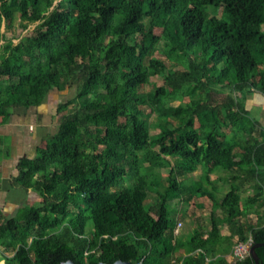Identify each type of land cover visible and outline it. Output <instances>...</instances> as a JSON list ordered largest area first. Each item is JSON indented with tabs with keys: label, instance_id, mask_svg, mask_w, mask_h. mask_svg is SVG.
<instances>
[{
	"label": "trees",
	"instance_id": "obj_1",
	"mask_svg": "<svg viewBox=\"0 0 264 264\" xmlns=\"http://www.w3.org/2000/svg\"><path fill=\"white\" fill-rule=\"evenodd\" d=\"M55 1L0 0V29L40 23L2 47L0 127L78 83L56 105L53 137L18 161L13 186L39 201L9 217L0 208V264H255L227 256L234 243L264 244V129L248 109L264 96V0ZM161 42L186 69L156 57ZM198 169L188 191L181 178ZM216 171L230 185L222 197ZM247 189L255 194L242 200ZM194 197L212 203L210 231L179 236L171 204ZM256 254L264 264V246Z\"/></svg>",
	"mask_w": 264,
	"mask_h": 264
},
{
	"label": "rangeland",
	"instance_id": "obj_2",
	"mask_svg": "<svg viewBox=\"0 0 264 264\" xmlns=\"http://www.w3.org/2000/svg\"><path fill=\"white\" fill-rule=\"evenodd\" d=\"M61 0H56L54 3V7L57 6L58 2ZM209 13L211 15L217 16V17H223V11L221 8L219 9H214L211 8L209 9ZM40 26V23H33V24H26V23H21L19 20L15 23L14 25V29H12L11 31H8L6 29L5 23H3L1 29H0V33L4 36V41L0 42V54L2 53V47L3 45L7 42V41H12V43L14 45L20 43V42H25L27 40V38L31 37L34 35L36 29ZM158 50H159V54L156 56L157 58L162 59L163 61H165L168 65H174V69H186L187 67V63L186 61L181 57L178 58L177 54H173L171 55V58H168L166 54V48H165V44L163 42H161L158 46ZM169 75V72H166L164 74H160L157 75L156 77H154L152 79V85L150 86H146L142 92L144 95H147L149 92H151L154 87H161L165 85V78L166 76ZM78 93V83L77 81H73V83L70 85V87L66 88L64 91H59V90H52L49 95L46 96V98L44 99V102L42 104V108L45 110L46 114L49 115L48 110L50 108V110L53 112V115L55 116L56 113V105L57 103H66L69 100L75 98L77 96ZM261 94H256L255 96H253V100L250 102L251 104H254V106H251V111L252 114L254 115V117L257 118V120L260 121V124L262 126V128L264 129V105L261 102L262 99L259 97ZM262 96V95H261ZM198 98L197 96L194 98L196 99ZM188 102V100H186L185 102L181 103V102H173L171 103L170 106L176 107L179 105H185V103ZM258 103H260L261 106L260 108H256L255 106L258 105ZM257 110H255V109ZM50 111V112H51ZM17 112V110H16ZM53 118V117H52ZM59 118L60 116H55V118H53L51 120V132H49L46 137L49 135L51 136L54 131H56V127L59 125ZM156 118V114H153V116L151 117V123L153 125L154 121ZM196 127H198V125H196ZM159 132V130L153 128L152 126L150 127V133L152 135L157 134ZM43 146H45V144H42ZM201 174L200 169H198L195 173L193 174H187L184 177L181 178V182L187 187L188 191H194L192 189H194V185L192 186V184L198 180L199 175ZM161 175H162V181L166 180V175H167V170H163L161 171ZM226 176L225 173L223 172H215L211 175V178H213L214 180H217V178H223ZM205 186L208 188L209 191H213L212 190V186L208 183H205ZM215 187L218 188V195L220 197H222L226 192L229 191L230 185L226 182H223L220 180L217 181V183L215 184ZM32 191V190H31ZM253 194H255L254 191L247 189V191H245L242 194V200H245L248 196H252ZM39 201V197L34 194L33 192L30 193L28 199H25L24 201H19L17 203H19L20 205H29V204H36ZM201 206V208H200ZM9 207V206H8ZM171 207L173 208L174 211V215L176 216V218L178 219L179 222L182 223V227L180 228V230L177 232V235L179 234V236L185 237L188 234H191L192 231L194 229H197L199 227L202 228L204 233H207L210 231V227H211V223H210V213H211V208H212V203L208 198H193V201H191V203L188 206H185L183 203H181V201H174L171 204ZM71 210L72 207H71ZM12 211V208H8L7 212ZM6 212L5 217H9V214ZM256 221V216H252V222L255 223ZM4 224H5V220L4 218L0 220V228L3 229L4 228ZM93 231V224L90 222L87 226V235L89 237H91ZM223 234H228V231L226 228L223 229ZM236 244L234 243L235 247ZM2 253H3V257L5 258H12L13 254L10 251H6L2 249ZM179 256V254L177 255Z\"/></svg>",
	"mask_w": 264,
	"mask_h": 264
},
{
	"label": "crops",
	"instance_id": "obj_3",
	"mask_svg": "<svg viewBox=\"0 0 264 264\" xmlns=\"http://www.w3.org/2000/svg\"><path fill=\"white\" fill-rule=\"evenodd\" d=\"M259 97L263 103L264 96L260 95ZM252 100L253 98L250 102ZM250 102H248V109L251 108L250 105L254 106ZM259 105L261 104L258 103L255 107L260 108ZM42 107L41 105L27 110L18 109L17 112L15 111L11 122L0 127V138L3 141L0 144V208L4 210L5 215L9 207L12 208V211L7 212L9 216L23 207L25 204L20 205L17 202L28 199L30 193L33 192L17 189L13 186V178L18 173L17 164L19 159L24 156L34 157L37 150L44 147L42 144L46 145L57 131L58 126L51 136L46 137L51 132V120L55 116L50 108L47 109L48 115ZM211 180L216 181L213 178ZM218 180L219 178H217Z\"/></svg>",
	"mask_w": 264,
	"mask_h": 264
},
{
	"label": "built area",
	"instance_id": "obj_4",
	"mask_svg": "<svg viewBox=\"0 0 264 264\" xmlns=\"http://www.w3.org/2000/svg\"><path fill=\"white\" fill-rule=\"evenodd\" d=\"M181 227H182V223L179 222L175 231L176 234ZM252 246H253V242L251 238L246 242H238L236 246L233 248L232 252L227 256L228 262L236 263L243 261L244 259L250 256V250ZM137 264H143V261L138 262Z\"/></svg>",
	"mask_w": 264,
	"mask_h": 264
},
{
	"label": "water",
	"instance_id": "obj_5",
	"mask_svg": "<svg viewBox=\"0 0 264 264\" xmlns=\"http://www.w3.org/2000/svg\"><path fill=\"white\" fill-rule=\"evenodd\" d=\"M262 246H264V244H256V245L252 246V248L250 250V256H251V258L255 264H259V259H258V256L256 254V250ZM62 264H75V263L72 261H67V262L62 263ZM99 264H104V263H99ZM114 264H132V263H126V262L118 261Z\"/></svg>",
	"mask_w": 264,
	"mask_h": 264
}]
</instances>
